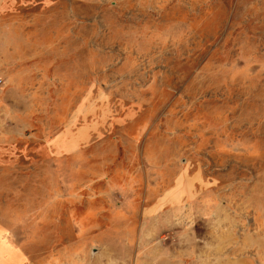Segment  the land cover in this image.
<instances>
[{
	"label": "rangeland",
	"instance_id": "rangeland-1",
	"mask_svg": "<svg viewBox=\"0 0 264 264\" xmlns=\"http://www.w3.org/2000/svg\"><path fill=\"white\" fill-rule=\"evenodd\" d=\"M2 233L27 264H264V0H0Z\"/></svg>",
	"mask_w": 264,
	"mask_h": 264
},
{
	"label": "crops",
	"instance_id": "crops-1",
	"mask_svg": "<svg viewBox=\"0 0 264 264\" xmlns=\"http://www.w3.org/2000/svg\"><path fill=\"white\" fill-rule=\"evenodd\" d=\"M179 189H180V187H175V191H179ZM4 238H6L4 236V234L3 233L0 234V256L12 254L15 258H17L16 264H27L28 263L27 254H24V252L21 249H19L15 245H12V243H10L9 241L3 242ZM17 249H18V251H17ZM5 257H7V256H5ZM5 264H11V263H5Z\"/></svg>",
	"mask_w": 264,
	"mask_h": 264
}]
</instances>
